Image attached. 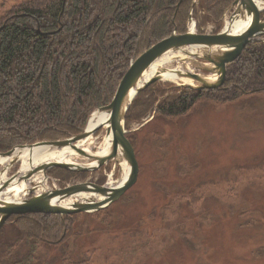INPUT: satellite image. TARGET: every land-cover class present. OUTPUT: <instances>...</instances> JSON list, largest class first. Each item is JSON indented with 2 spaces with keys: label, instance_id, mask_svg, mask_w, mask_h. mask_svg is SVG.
Masks as SVG:
<instances>
[{
  "label": "rangeland",
  "instance_id": "374dc122",
  "mask_svg": "<svg viewBox=\"0 0 264 264\" xmlns=\"http://www.w3.org/2000/svg\"><path fill=\"white\" fill-rule=\"evenodd\" d=\"M23 1L0 0V14ZM229 8L217 33L210 25L198 34L192 18L196 34L217 35ZM164 67L204 75L189 63L171 61ZM125 132L135 160L131 184L100 214H79L68 240L43 246L37 264H264V95H245L232 103L201 98L184 116L152 114ZM103 137V130L96 133L92 151ZM73 161L88 163L79 157ZM19 165L10 166L6 176ZM55 169L47 172L48 190L112 184L127 165L109 162L94 172L65 177ZM9 219L0 230L1 242L13 236Z\"/></svg>",
  "mask_w": 264,
  "mask_h": 264
},
{
  "label": "trees",
  "instance_id": "16d2710c",
  "mask_svg": "<svg viewBox=\"0 0 264 264\" xmlns=\"http://www.w3.org/2000/svg\"><path fill=\"white\" fill-rule=\"evenodd\" d=\"M179 1L25 0L0 14V153L79 134L91 114L111 102L131 62L173 31H187L190 10L198 34L210 25L217 33L235 0H197L193 8L192 0ZM252 94L264 95L261 41L243 49L217 90L147 86L129 106L125 129L152 114L184 116L201 98L232 103ZM78 215L12 216L13 236L0 241V264L39 263L38 251L63 245Z\"/></svg>",
  "mask_w": 264,
  "mask_h": 264
},
{
  "label": "water",
  "instance_id": "95a60500",
  "mask_svg": "<svg viewBox=\"0 0 264 264\" xmlns=\"http://www.w3.org/2000/svg\"><path fill=\"white\" fill-rule=\"evenodd\" d=\"M180 0L179 2H182ZM197 0H192V7ZM230 16L224 23L222 30L214 36L198 35L195 32V24L192 19V10L189 12L187 21V31L183 35H176L175 31L167 39L157 43L135 62H131L128 70L120 80L111 102L95 111V113L104 112L107 114L108 124L105 130L106 135L112 136V145L110 151L104 156H97L95 152L86 153L77 147L78 142L84 140L89 134H95L103 127L102 125L93 129L90 133L85 129L78 135L67 139L40 142L29 146L14 147L6 153H0V157H11L16 149H32L36 147H47L49 151L63 150L70 148L75 152L76 157L88 161L85 164L50 162L40 165L36 169L30 170L26 175L19 176V169L10 176L9 180L0 184V195L5 193L8 186L27 181L37 173H41L43 181L46 182L47 171L52 168H58L71 172H94L105 166L109 162L120 165L124 162L127 165L125 171L126 177L119 185L115 187L95 186L91 184H77L67 186L63 189H46L37 193L38 189L44 184H34L27 194L19 198L18 201L0 200V229L6 224L12 216H22L27 214H58L68 216L81 213H96L106 209L112 203L116 202L127 190L135 174V160L133 151L129 143L125 140V116L129 106L135 96L147 86L162 81L166 72L174 73L178 78H184L191 84H181L180 87H187L195 91L217 90L221 88L226 79L227 67L237 59L243 49L253 42L263 41L264 23L259 20V15L264 13L262 10H254L252 0H235L229 8ZM241 21V28L233 36L224 39L230 26ZM174 54L172 61L180 64H192L196 71L204 75L191 73L189 70L176 71L175 69H164L156 72L149 79L143 80L144 74L164 55ZM211 75L215 78L209 81ZM90 118V117H89ZM12 162L9 167L15 164ZM93 164V165H89ZM85 195L88 199L74 203L70 208H60L50 204L53 200H65L74 196ZM101 198V199H100ZM10 201V202H9Z\"/></svg>",
  "mask_w": 264,
  "mask_h": 264
},
{
  "label": "bare ground",
  "instance_id": "6f19581e",
  "mask_svg": "<svg viewBox=\"0 0 264 264\" xmlns=\"http://www.w3.org/2000/svg\"><path fill=\"white\" fill-rule=\"evenodd\" d=\"M252 4L254 6V10H262L264 9V0H252ZM241 28V21H238L237 23H234L230 26L229 30L223 34V38H229L237 33V31ZM175 58L174 54H166L163 57H161L150 69L147 71L144 76L143 80L149 79L152 75H154L156 72L160 71L161 68L166 69L164 66L171 62L172 59ZM176 71H179L178 68L175 69ZM215 78V76H210L208 78L209 81H212ZM163 79L172 83H181L188 85L190 84V81L184 78H178L174 73L166 72L163 75ZM108 119L107 114L104 112L102 113H95V111L91 114L90 118H88L84 129L87 132H91L96 127L102 125V129L104 132V137L102 139L100 147H98L95 151H92L90 147L94 144H96L97 139L95 138V134H89L84 140L78 142L77 147L82 149L84 152L89 153L95 152V155L97 156H104L106 155L111 148L112 145V136L111 134L109 136L106 135L105 130L108 127V124L106 123ZM83 129V130H84ZM100 131V130H99ZM76 157L75 152L71 150L70 148H65L63 150H56V151H49L47 147H36L32 149H16L15 152L11 155V157H0V166L3 167V169L0 171V184L5 183L9 180L10 177H7V171L9 169V163L12 162H18L19 165V176H24L26 173H28L30 170L36 169L40 165L50 163V162H62V163H75L73 161V158ZM93 165V164H89ZM127 173H124L122 178L118 180L115 183H109L107 187H115L119 185L121 181H123L126 177ZM42 174L37 173L36 175L32 176L27 181H20L19 183H13L10 186L7 187L5 193H2L0 195V200H10V201H18L19 198L24 197L28 190H29V183L39 184L41 185L45 183L42 180ZM44 185L43 184L37 191V193H42L44 191ZM85 199H88L85 195L80 196H74L72 198H68L65 200H53L50 202L51 205L57 206L60 208L68 209L70 208L74 203L76 202H83ZM101 199V198H100ZM9 201V202H10Z\"/></svg>",
  "mask_w": 264,
  "mask_h": 264
}]
</instances>
